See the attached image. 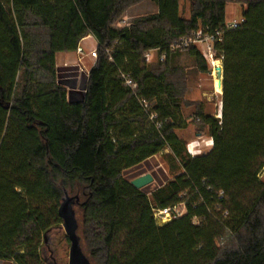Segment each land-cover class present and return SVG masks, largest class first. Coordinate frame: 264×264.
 Segmentation results:
<instances>
[{
	"label": "trees",
	"instance_id": "16d2710c",
	"mask_svg": "<svg viewBox=\"0 0 264 264\" xmlns=\"http://www.w3.org/2000/svg\"><path fill=\"white\" fill-rule=\"evenodd\" d=\"M144 1L0 0V260L43 264V238L63 224L69 195L92 264H264V0H189V18L180 0H153L156 12L114 27ZM230 4L245 7L244 22L215 43L218 118L186 99L181 49L170 47L200 27L222 28ZM89 35L98 56L74 98L57 55ZM153 49L166 59L148 61ZM182 50L207 67L196 46ZM190 126L213 139L209 150L188 153L179 133ZM163 152L173 178L149 193L126 178ZM180 203L181 215L156 222L155 208Z\"/></svg>",
	"mask_w": 264,
	"mask_h": 264
},
{
	"label": "rangeland",
	"instance_id": "374dc122",
	"mask_svg": "<svg viewBox=\"0 0 264 264\" xmlns=\"http://www.w3.org/2000/svg\"><path fill=\"white\" fill-rule=\"evenodd\" d=\"M244 6L241 4H230L228 6V21L239 19L242 17V13L244 10ZM157 5L153 0H145L144 2L130 8L126 14L116 23H114V27L119 29L124 26L129 25L132 20L141 15H146L150 13H154L157 11ZM192 7L189 0H180V14L189 18L191 16ZM89 45H95L97 43L95 38L89 39L87 42ZM196 46L198 50L203 54L207 67L201 68L198 66L196 60L187 54V50L179 51V55L176 58V63L179 68L186 75V83L188 92L186 94V99L189 101H195L197 104H202L206 112L215 114L216 117L221 118L222 116V95L223 88L219 91L218 79L216 78V66H223V60L221 58H212L207 55L206 45L205 43H194L191 44ZM190 45V46H191ZM84 48V43L81 44ZM98 44L93 46V48H87L88 50L83 54H77V50L75 52H62L57 55V67L58 74L60 79H64L61 73H64L60 67L65 66H73L76 68L73 72H81V73H89L91 67L95 63L97 57H92L90 52L92 50L97 51ZM85 49V48H84ZM98 56V55H97ZM158 59V53L154 52L152 60ZM218 63V64H217ZM60 69V70H59ZM75 74V73H71ZM68 77H65V79ZM67 86V85H66ZM69 89H76L82 92L83 86H74L73 82L68 85ZM67 86V87H68ZM196 106L192 105L184 108V113L186 116H189L193 113V110ZM191 120V119H189ZM179 135L187 140L188 144H192V148H198L200 143L202 150L199 152L200 154L205 150H209L211 145L208 143L210 140V136L207 133H197L196 129L193 126L188 127L186 130H183L179 133ZM165 150L164 152H167ZM163 153H159L146 162L138 165L135 168L125 171V176L127 179H134L138 176L144 174H151L153 176V181L142 187V189L146 192H150L155 187L160 186L162 183H165L167 180L174 177V172L169 166L167 158ZM260 179L264 181V168L260 173ZM77 216L80 218V213L77 207ZM82 245L86 254L90 257L91 252L87 247L86 241L82 239ZM69 251H70V241L65 232L63 224L56 225L53 227L47 235L43 238V242L41 244V257L43 264H69ZM0 264H13L7 263L4 260H0Z\"/></svg>",
	"mask_w": 264,
	"mask_h": 264
},
{
	"label": "built area",
	"instance_id": "2783aa9c",
	"mask_svg": "<svg viewBox=\"0 0 264 264\" xmlns=\"http://www.w3.org/2000/svg\"><path fill=\"white\" fill-rule=\"evenodd\" d=\"M244 22V18L240 17L239 19H234L231 21H227L225 25L222 28H218L216 30H211L210 27H200L198 30L194 31L192 35L188 37H183L177 42L171 44L170 50H177L183 47H188L191 44L196 43H205L207 55L211 56L212 58L216 54L215 50V43L216 41H221L223 39V34L225 30H232L238 28L242 23ZM154 52L158 53V60L164 61L166 59V52H160L158 49L150 50L146 53L145 57L148 61H152V57ZM85 53L84 48L79 45L77 48V54L83 55ZM90 55L92 57H97V51L92 50L90 52ZM88 75V73H87ZM123 77L125 79V84L128 85L132 90H135L137 88L136 81L131 77L130 74H123ZM141 103L144 106H147L148 102L144 98H141ZM157 114L155 112L150 113V119L155 122V125L157 128H160L162 126V122L159 120H156ZM208 143L212 146L213 145V139L210 138ZM198 148H192V144H188L187 150L188 153L191 156L199 155L200 151L202 150V147L199 144ZM222 196V194H221ZM185 210V207L182 203L176 204L173 206L165 207V208H155L154 209V217L158 224L163 225L170 220H172L174 217L181 215Z\"/></svg>",
	"mask_w": 264,
	"mask_h": 264
},
{
	"label": "water",
	"instance_id": "95a60500",
	"mask_svg": "<svg viewBox=\"0 0 264 264\" xmlns=\"http://www.w3.org/2000/svg\"><path fill=\"white\" fill-rule=\"evenodd\" d=\"M216 78L218 85L223 88L224 70L223 66H216ZM73 95V92H72ZM153 181L151 174H144L132 179V184L137 188H142ZM78 197L66 195L60 206L59 215L63 219V227L70 241L69 264H92L88 256L84 253L78 236V219L74 209V202Z\"/></svg>",
	"mask_w": 264,
	"mask_h": 264
},
{
	"label": "crops",
	"instance_id": "0c3cea01",
	"mask_svg": "<svg viewBox=\"0 0 264 264\" xmlns=\"http://www.w3.org/2000/svg\"><path fill=\"white\" fill-rule=\"evenodd\" d=\"M91 38H94V37L92 35H89L88 37L84 38L82 40V42L80 43V45L84 43V48H85L84 51L85 52L88 50L87 48H93V46H95L97 44V43L95 45L87 44L86 42ZM60 68L63 69L62 71L64 72V79H65V77H68L66 79L75 81V82H73V84L75 83L76 86L81 87L82 80H83L84 76L86 75V73H81V72H76V71L73 72V70L76 69L73 66H65V67H60ZM71 73H75V74L73 75ZM68 88H70V87H68ZM70 90H72L71 94L73 92L74 98H80L81 97V91L80 90H76V89H70ZM84 91H85V89L83 88L82 92L84 93Z\"/></svg>",
	"mask_w": 264,
	"mask_h": 264
},
{
	"label": "bare ground",
	"instance_id": "6f19581e",
	"mask_svg": "<svg viewBox=\"0 0 264 264\" xmlns=\"http://www.w3.org/2000/svg\"><path fill=\"white\" fill-rule=\"evenodd\" d=\"M218 64V63H217ZM218 81V80H217ZM218 83V82H217ZM219 91H221V88L219 87Z\"/></svg>",
	"mask_w": 264,
	"mask_h": 264
}]
</instances>
